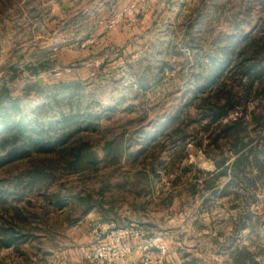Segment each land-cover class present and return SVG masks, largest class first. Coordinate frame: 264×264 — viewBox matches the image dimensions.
Segmentation results:
<instances>
[{
	"label": "rangeland",
	"instance_id": "1",
	"mask_svg": "<svg viewBox=\"0 0 264 264\" xmlns=\"http://www.w3.org/2000/svg\"><path fill=\"white\" fill-rule=\"evenodd\" d=\"M64 1L0 0V90L17 104L8 103L12 120L20 119L17 108L48 138L44 151L0 162V222L18 232L14 246L0 243V264H81L78 252L92 264L87 256L110 228L150 232L149 224L167 238L153 264L170 260L176 239L181 245L173 246L194 255L191 264H224L214 232L224 245H249L264 264V176L251 189L256 197L232 187L227 192L239 196H219L230 176L219 178L206 204L209 189L189 190L199 170H216L219 154L204 150L213 137L202 130L201 102L236 85L237 64L264 37V0H69L66 9ZM223 66L218 84L204 87ZM255 87L262 94L243 116L259 129L264 81ZM242 114L237 107L222 124ZM171 119L188 121L185 139L174 144L164 136L177 122L160 131ZM212 129L214 136L220 126ZM258 135L264 141V129ZM115 138L124 151L106 157L103 147ZM84 142L92 165L72 169ZM31 172L50 177L30 185Z\"/></svg>",
	"mask_w": 264,
	"mask_h": 264
},
{
	"label": "trees",
	"instance_id": "2",
	"mask_svg": "<svg viewBox=\"0 0 264 264\" xmlns=\"http://www.w3.org/2000/svg\"><path fill=\"white\" fill-rule=\"evenodd\" d=\"M259 39V42L252 43L254 48L249 58L242 59L237 64L242 70L239 73L238 79H236V85H232L227 89H220L227 85L221 86L218 88L215 96L207 97L201 102L203 103L202 106L205 107L204 114L201 117H208L207 124L202 126V130L207 131V133L209 132L208 137H213L206 144L204 150L208 155H210V151L215 150L219 154H215L218 156L213 158L216 165L214 172H203L199 170V174L195 175V182L191 183V190L193 191L197 190V185H199L201 179L200 177L204 174L212 176L211 179L203 176L204 180L202 182L208 184L206 189H217L213 190L212 194L218 191V184L215 185V181L222 176H230L231 180L229 184L222 188V196L230 194H237L239 196V192L242 191L246 195L251 194L256 197L251 189L257 188L264 176V141H261L262 138L258 135V130L264 129V115L261 114L256 118L254 117V121L257 123L259 129L254 126L251 127L252 122L246 121L243 115L247 113V105L249 102L258 98L257 93L261 95L263 91V89L255 87L256 82L264 81V37ZM247 62L249 63L246 66ZM224 69L225 66L217 69V71H212L209 76L204 77V87L209 86L213 88L214 84L217 85L218 77ZM0 100V104L3 103L0 107H4L0 108V162L3 163L8 159L21 157L25 153L33 150L44 151V145L48 139L45 133L47 130L38 128L36 124L25 123L24 115L18 114L17 108H15L14 113L20 119L17 122L12 120V114L8 107L17 104H15V101L11 98L5 87L0 90ZM237 107L242 108L243 114L234 120L222 124L229 112ZM180 113L177 116H180ZM174 120H169L160 129V131L164 132L166 126H176L178 123V126L171 131L172 133H165L164 136L165 139H170L173 144L182 137L185 139L188 131V121L182 119L180 122L176 121V123ZM214 124L219 125L220 130L214 136H211V133L215 130L212 129ZM155 139V136H153L150 137L149 141ZM220 140H224L227 147L224 148L220 144ZM120 142L117 143L115 138L105 143L103 151L106 157L110 156L115 158L120 156L124 151V146ZM199 143L202 145L201 141ZM213 145L216 147L214 150L211 149ZM89 149L88 143L84 142L79 144L75 148L74 158L69 162V167L75 170H83L91 167L92 162ZM232 157L233 160L229 163ZM191 166H194V164L189 165V167ZM28 176L29 180L27 183L30 185L38 184V182L50 177L49 174L44 175L41 172H31ZM226 187L236 188L239 192H234L235 194L227 192ZM17 233L15 232V228L6 226L5 220L0 222V243L4 247L9 248L15 245L18 240ZM258 255L250 251L248 245L238 246L234 252L233 264H261Z\"/></svg>",
	"mask_w": 264,
	"mask_h": 264
},
{
	"label": "built area",
	"instance_id": "3",
	"mask_svg": "<svg viewBox=\"0 0 264 264\" xmlns=\"http://www.w3.org/2000/svg\"><path fill=\"white\" fill-rule=\"evenodd\" d=\"M136 250L142 264H153L154 253L165 255L167 243L162 234L146 236L142 227H114L89 252L91 262L104 264H130L129 258Z\"/></svg>",
	"mask_w": 264,
	"mask_h": 264
},
{
	"label": "crops",
	"instance_id": "4",
	"mask_svg": "<svg viewBox=\"0 0 264 264\" xmlns=\"http://www.w3.org/2000/svg\"><path fill=\"white\" fill-rule=\"evenodd\" d=\"M204 176V175H203ZM219 180V179H218ZM218 180H216L215 181V185H217L218 184V190H219V182H218ZM203 180H201L200 179V183L202 182ZM192 182H195V179L192 181ZM192 182H189V190H190V192H193V193H201L202 192V194H205V192L207 191V186L204 188V189H201V186L204 184V183H199V185H197V190L196 191H193V190H191L192 188H191V183ZM206 190V191H205ZM213 190H217L216 188H214V189H212V190H210L209 189V191H208V193H209V195L208 196H205V198H204V201H205V204H206V202H211V201H209L210 199H209V197H211V196H213V195H215L214 197H217V192L216 193H214V194H212V192H213ZM221 193H222V191H221ZM221 193H219V196H221L222 194ZM192 194V193H191ZM223 197V196H222ZM149 226L150 227H148L149 229H150V232H148V231H146V236H148V237H151V236H153V235H157V234H161V233H155L154 231H153V224H149ZM155 227V226H154ZM231 234H233V233H231ZM163 235V234H162ZM214 235L215 236H217V237H215L214 236V242H215V246L217 247H219L217 250H221L220 251V254H222V248H224V250H226V255H227V259H226V261L224 262V264H233V258H234V252H235V250L237 249V247L238 246H240V245H236V244H234L233 243V240L231 239V242L229 241V243L227 244V245H224L222 242H219V239L221 238V236H223V234L221 233H219V234H215V232H214ZM86 238V237H85ZM166 240H167V238L166 237H164ZM87 239V238H86ZM180 239H176L175 241L176 242H174V243H172V241H170V243H171V248L169 247V249H171V253H172V256H171V254H170V260L167 258L166 260H165V262H164V264H171V261L173 262V264H191L190 263V260H191V257L192 256H194L192 253H191V251L189 250V249H185L186 247H185V245L183 246V248H182V246H179V247H176V246H173V245H181V242L179 241ZM86 241V240H85ZM90 241V240H89ZM168 242V241H167ZM85 243V242H84ZM83 243V244H84ZM199 241H197L196 242V244H194V245H192L190 248H194V249H196L197 250V248L199 247ZM168 245H169V243H168ZM236 246V247H235ZM249 246V245H248ZM81 247L83 248V246L81 245ZM175 248V250H174V248ZM250 248V247H249ZM84 250V249H83ZM185 251H186V253H185ZM190 251V252H189ZM251 251V250H250ZM174 253H175V255H174ZM172 257H174V258H172ZM176 257V258H175ZM260 257V256H259ZM172 258V259H171ZM82 254L81 253H79L78 252V254H77V257H76V261L78 262V263H81V264H88L86 261H84V259H83V261H82ZM175 259L177 260V261H175ZM189 259V260H188ZM259 259V258H258ZM260 260V259H259ZM129 261H130V264H142L141 263V260H140V258H139V254H138V252L136 251V250H134L133 252H132V254H131V256H130V258H129ZM261 261V260H260ZM178 262V263H177ZM92 264H104V263H95V262H93ZM262 264V263H261Z\"/></svg>",
	"mask_w": 264,
	"mask_h": 264
},
{
	"label": "water",
	"instance_id": "5",
	"mask_svg": "<svg viewBox=\"0 0 264 264\" xmlns=\"http://www.w3.org/2000/svg\"><path fill=\"white\" fill-rule=\"evenodd\" d=\"M68 6H69V0H65L64 1V8L66 9V8H68Z\"/></svg>",
	"mask_w": 264,
	"mask_h": 264
}]
</instances>
